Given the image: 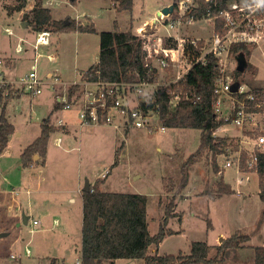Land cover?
<instances>
[{
  "label": "rangeland",
  "instance_id": "374dc122",
  "mask_svg": "<svg viewBox=\"0 0 264 264\" xmlns=\"http://www.w3.org/2000/svg\"><path fill=\"white\" fill-rule=\"evenodd\" d=\"M175 2L134 0L132 10L121 11L115 8L112 0H77L75 3L54 0L49 5L45 3L51 9L53 19L94 24L96 31L49 29L52 31L51 43L35 49L36 30L25 18L27 14L16 10L15 0H0V73L8 78L4 83L6 91L11 88V92H15L4 108L15 130L9 136L6 149L0 153V234L8 233L0 236V264H81L83 200L79 187L83 188L87 179L91 184L95 183L109 171L107 180L101 184L103 190L148 195L151 234L160 228L165 203L173 193L178 196L175 210L182 212V217H172L168 225L175 232L168 234L159 244H151L150 253H189L194 240L219 244L235 232L248 233L247 243L264 244V202L263 199L256 202L253 199L259 187L256 170L245 174L239 182L238 177L242 175L236 167H224L228 159L237 158L238 150L230 149L226 154L217 155L208 149L203 150L196 162L189 166L186 184L181 187V165L200 145L202 130L199 128L166 127L163 131L158 120H151V124L145 127L122 125L117 129L112 125L97 124L92 125V131L74 127L67 133L51 134L46 166L35 163L27 167L22 163L21 149L39 135L43 118L50 114L51 122H56L60 113L52 110L54 89L50 84L44 86L41 94L25 92L19 84L35 61L41 77L52 71L59 74L66 85L77 82L81 80L80 72L99 60L100 31H131L136 35L142 31L153 39L161 37L166 40L165 22L155 23L157 11ZM23 10L29 12L31 9L25 7ZM151 17H154L152 21L143 23ZM22 22H26V26H22ZM140 27L143 29L139 30ZM170 32L193 37H209L212 33L208 21L183 22ZM18 43L23 46L21 51L16 50ZM263 58L261 48L253 50L240 78L250 85H264ZM233 59L232 56L227 60L228 68L237 67L238 63ZM231 72L228 71V75H232ZM169 77L168 72L161 71L154 81L163 85V82H169ZM17 93L21 95L15 96ZM149 93L151 95L153 91ZM221 100L222 108L228 110L227 96H222ZM3 101L0 99V115ZM255 119L243 128L231 125L228 133L218 134L238 137L243 147L252 148L258 135L264 134V112ZM247 131L252 133L247 135ZM59 134L63 138L61 147L55 141ZM121 145L123 151H119L118 163L113 165ZM39 159L38 156L35 161ZM213 162L221 168L218 173L213 171ZM223 172L225 182L239 189L242 196L234 191L222 196L214 192ZM165 180L169 189L174 188L172 191L168 192ZM27 189H30L29 193ZM243 198L247 199L248 205L242 204ZM23 212L39 218L40 223L23 224ZM220 237L224 239L221 241ZM28 249L29 254L26 253ZM11 254L16 257L12 258ZM235 254L231 256L233 259L254 264V251L252 254L248 247ZM124 259L117 264H139Z\"/></svg>",
  "mask_w": 264,
  "mask_h": 264
},
{
  "label": "trees",
  "instance_id": "16d2710c",
  "mask_svg": "<svg viewBox=\"0 0 264 264\" xmlns=\"http://www.w3.org/2000/svg\"><path fill=\"white\" fill-rule=\"evenodd\" d=\"M31 0H15L16 10H23ZM46 0H34L31 10L26 13L25 18L34 30L53 29L65 31L73 28L78 31H96L94 24L77 23L69 20L53 19L51 9L45 5ZM75 3L77 0H71ZM118 11L132 10L134 0H112ZM176 1V0H175ZM213 2L224 3L226 0H198L199 9L194 11L195 18L205 14L207 7ZM242 1V0H241ZM29 15V18H28ZM188 16L183 17L187 19ZM100 36V54L97 63L91 65L87 70L94 71L104 81L109 82H135L154 81L158 76V70L151 66V59L143 49L141 38L131 31L102 30ZM233 52L239 51L250 62L251 51L248 46L241 44L232 47ZM221 74L219 60L210 55L205 64H196L188 74L181 80L168 85L157 86L155 95L149 105L142 109H153L158 113V118L165 127L199 128L201 142L199 147L181 165V187L185 186L188 168L195 163L203 150L208 149L213 155L226 154L230 149L239 150L241 140L235 136H213V131L227 122L224 117H218L215 113L214 102L218 98L215 87ZM242 72L235 71V79L240 78ZM77 86L71 87V92ZM7 86L0 89L2 112L0 115V153L8 144L9 136L15 128L4 113L7 101L12 97L11 88ZM253 92L255 100L250 102L249 111L264 112V85H255ZM5 94V95H4ZM21 93L15 94V96ZM179 95L177 104L172 99ZM242 99L243 94L237 95ZM60 105H56V110ZM231 120V118H230ZM229 120V121H230ZM228 121V122H229ZM56 126L51 122L48 115L41 122V133L22 153L21 160L24 166H32L42 163L48 147L50 135L56 131ZM247 131L246 134H251ZM122 145L118 147L113 165L118 163V153ZM253 152L257 154L256 170L259 177L260 196L264 199V146L255 145ZM35 155L39 160L35 161ZM252 152L242 149V166L246 165V159ZM215 172L221 168L217 162H213ZM109 172L91 184L90 190L83 191V225H82V248L81 264H116V260L141 259L144 264H214L230 259L238 252V249L248 247L254 250V264H264V245L246 244L249 234L235 232L227 236L221 243L213 246L204 240H194L189 253L178 254L150 253L151 244H159L168 234L174 233L168 225L172 217H182V212L175 210L177 195L173 193L165 203V213L157 233L151 234L148 222V195L136 192L108 191L101 188V184ZM167 181V180H165ZM168 187V181L165 182ZM174 188H172L173 190ZM168 187V192L172 191ZM218 196L233 192L230 184L219 179L217 189L214 190ZM235 254V255H236ZM54 264V262H53Z\"/></svg>",
  "mask_w": 264,
  "mask_h": 264
},
{
  "label": "built area",
  "instance_id": "2783aa9c",
  "mask_svg": "<svg viewBox=\"0 0 264 264\" xmlns=\"http://www.w3.org/2000/svg\"><path fill=\"white\" fill-rule=\"evenodd\" d=\"M211 1V0H206ZM252 5V7H249ZM171 15H158L156 22H165L167 27L166 40L161 37L153 39L150 34L140 31L138 36L143 43V49L147 58L151 59V66L164 71L170 75L169 82L164 85L175 83L183 79L196 64H205L208 56L212 55L221 64V74L215 87L218 98L214 102V109L217 116L224 117L227 122L216 128L213 136H220L218 133H228L229 126L243 128L262 113V111H249L250 102L255 100L253 92L255 85H250L241 78L235 79L236 65L228 68V59L233 56L237 64L239 51L233 52L232 47L244 44L249 50L261 48L264 56V7L255 9L253 0H226L224 3L213 2L207 7L205 14L195 18L194 11L199 9L198 0H176ZM188 16L185 20L183 17ZM197 21H208L211 23V35L209 37L178 36L170 32L183 22L196 23ZM143 29L142 27L139 30ZM12 33L11 29H8ZM52 31L43 29L36 32L34 48L51 43ZM23 46L19 43L17 50L21 51ZM254 54V53H253ZM36 60V59H35ZM264 60V58H263ZM157 61V64H155ZM1 63V59H0ZM232 65V64H231ZM232 71V75H228ZM244 73V72H242ZM81 80L66 85L62 82L59 74L49 71L45 77H41L37 71V63L32 65L31 70L19 81L23 91L32 94H41L44 86L50 84L54 90V99L64 110H71L77 107L78 124L82 127L97 124H107L119 129L124 127H145L151 124V120H159L158 112L153 109H142L143 104L149 105L155 95L156 81H135V82H109L101 79L96 72L83 70L80 72ZM241 75V74H240ZM4 76L0 73V89L5 86ZM71 92L72 86H77ZM236 85V91H232ZM154 87L152 90H149ZM155 89V90H154ZM153 91V94L149 95ZM7 94V91H4ZM243 94L242 99L237 95ZM222 96H227L229 108H222ZM179 95L173 97V104H177ZM231 118V120H230ZM230 120V121H229ZM229 121V122H228ZM58 125H67L63 118L57 120ZM148 127L153 128L152 125ZM164 131L165 126H161ZM256 145L264 146V134L258 135ZM246 149L252 155L246 159V165L242 166L241 150ZM253 148L240 146L238 156L228 159L224 167L235 166L238 173V181L242 182L243 174L247 170L257 166L258 156ZM230 151V150H229ZM105 176V174H104ZM103 176V177H104ZM240 194V193H239ZM32 224L38 225V219H30ZM15 258V254L10 255Z\"/></svg>",
  "mask_w": 264,
  "mask_h": 264
},
{
  "label": "crops",
  "instance_id": "0c3cea01",
  "mask_svg": "<svg viewBox=\"0 0 264 264\" xmlns=\"http://www.w3.org/2000/svg\"><path fill=\"white\" fill-rule=\"evenodd\" d=\"M54 2V0H46L45 1V3H47V5H49V4H51V3H53ZM33 5H34V0H31L29 3H28V5H27V7H26V9L28 10V9H31L30 7H33ZM21 13H25V15H26V13H28V12H24V10H21L20 11ZM159 12V10L157 11V13ZM154 19V17H151L149 20L148 19H146V20H144L143 21V23H145V22H147V21H152ZM7 29H10V28H7ZM20 39H21V37H20ZM23 39V38H22ZM19 44V43H18ZM16 50H17V47H16ZM18 51V50H17ZM84 70V69H83ZM82 70V71H83ZM87 70V69H86ZM49 72V71H48ZM4 78H6V79H8L7 77H5L4 76ZM21 95V94H20ZM20 95H18V96H20ZM52 96H53V99H54V91H53V93L51 94ZM53 102V104L51 103V105H52V110L54 111H60V113L58 114L59 115V117L57 118V120L59 119V118H63V120H65L66 122H67V125H62V126H60V125H58V122L56 121V122H52V123H54V125L56 126V131H54V132H61V133H67V132H69L70 131V128H74V127H80L81 129H85V130H88V131H92L94 128H93V126H85V127H82V126H80L79 124H78V118H77V107H75L74 109H71V110H64V109H62L60 106L58 107V109L56 110V105H57V103H56V101H55V99L52 101ZM48 115H50V114H48ZM47 115V116H48ZM46 116V117H47ZM46 117H44L43 118V120L46 118ZM42 120V121H43ZM53 132V133H54ZM40 133H41V124H40ZM40 133H39V135H40ZM18 134H20V132H18ZM39 135H37V137L39 136ZM37 137H35L34 139H36ZM50 137H51V135H50ZM33 139V140H34ZM32 140V139H31ZM32 140V141H33ZM31 141V142H32ZM55 141H56V145L57 146H59V147H61L62 145V143H63V138H62V136L59 134V135H57L56 137H55ZM30 142V141H29ZM30 142V143H31ZM29 143V144H30ZM29 144H27V145H29ZM26 145V146H27ZM48 145H49V143H48ZM26 146H24L22 149H21V153H22V151H23V149L26 147ZM158 148H160V146H158ZM47 149H48V147H47ZM122 149V148H121ZM122 151H123V149H122ZM21 153H20V157H21ZM47 151H46V154H45V160H44V162H43V164H44V166H46L47 165ZM37 164H39V163H37ZM34 165V164H33ZM31 167V166H30ZM249 172H252V171H248V172H245L244 174H243V176L245 175V174H247V173H249ZM109 173H110V171H109ZM220 174V173H219ZM104 176V173L102 174V176H100L99 178H102ZM223 179H224V172H223ZM107 178H108V176L105 178V180H107ZM259 178V177H258ZM225 181V180H224ZM227 183H229V182H227ZM230 184V183H229ZM230 186H231V188L233 189V191L234 192H236V194H238V195H240V196H242V193L241 192H239V189L238 190H236V188L235 187H232V185L230 184ZM79 190H80V193H81V196H82V187H79ZM27 193H29L30 192V189H27V191H26ZM14 193H17V191H14ZM240 193V194H239ZM246 195H248V193H246ZM70 199L72 200V201H74L75 200V198L73 197V196H71L70 197ZM254 202H256L257 201V199H261L262 200V198H261V196H260V186L258 187V189H256V193L254 194ZM82 200H83V196H82ZM264 200V199H263ZM262 200V202H264ZM242 204H244V205H248L249 204V202H247V199L246 198H243V200H242ZM19 208H21V205L19 204V206H18ZM30 219H39V218H32V217H30ZM29 219V222H31L32 220H30ZM40 220V219H39ZM57 220V219H56ZM32 223V222H31ZM33 230V229H32ZM227 237V236H226ZM221 238V237H220ZM211 245H217L218 243H210ZM247 244H250V245H255V244H251V243H247ZM262 245H264V244H262ZM251 251H252V254H253V249L252 248H249ZM240 250H243V248H240V249H238V252H237V255H238V253L240 254ZM247 250V249H246ZM27 254H29L30 253V249H28L27 250V252H26ZM120 260H123L122 258H120V259H117L116 260V264L120 261ZM125 260V259H124ZM127 260H131L132 261V263L133 262H139V264H144V262H143V260H141V259H127ZM243 260H236V259H233L232 257L230 258V259H227L226 261H221V262H218V263H214V264H243Z\"/></svg>",
  "mask_w": 264,
  "mask_h": 264
},
{
  "label": "water",
  "instance_id": "95a60500",
  "mask_svg": "<svg viewBox=\"0 0 264 264\" xmlns=\"http://www.w3.org/2000/svg\"><path fill=\"white\" fill-rule=\"evenodd\" d=\"M173 10H174V6L173 5H169V6L164 7L161 11H159L158 15L161 12H163L164 14H170ZM65 23L68 24L69 20L66 19ZM26 24H27L26 22H22V26H26ZM237 62H238L237 70L240 71V72H243L245 70L246 66H248V64H249L247 58L244 55H238L237 56ZM236 89H237V87H236V85H234L233 88H232V91H236ZM35 158L37 159L38 155H35ZM90 186H91V183L87 179L84 187L82 188V190L83 191H88V190H90ZM29 219H30V215H28L25 212H23L22 213V223L23 224H28ZM6 234H8V233L7 232H3V233L0 234V236H5ZM223 239H224V237H221V241Z\"/></svg>",
  "mask_w": 264,
  "mask_h": 264
},
{
  "label": "clouds",
  "instance_id": "9594fccd",
  "mask_svg": "<svg viewBox=\"0 0 264 264\" xmlns=\"http://www.w3.org/2000/svg\"><path fill=\"white\" fill-rule=\"evenodd\" d=\"M253 4L255 6V9H259L261 7H264V0H253ZM249 7H252V5H249Z\"/></svg>",
  "mask_w": 264,
  "mask_h": 264
}]
</instances>
